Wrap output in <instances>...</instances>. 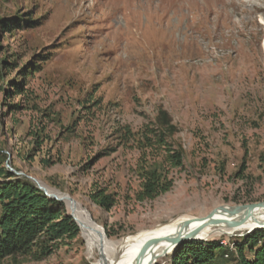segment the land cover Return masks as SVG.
I'll list each match as a JSON object with an SVG mask.
<instances>
[{
    "label": "rangeland",
    "instance_id": "obj_1",
    "mask_svg": "<svg viewBox=\"0 0 264 264\" xmlns=\"http://www.w3.org/2000/svg\"><path fill=\"white\" fill-rule=\"evenodd\" d=\"M17 18L30 23L0 28V152L15 178L65 194L111 240L264 202V0H0V21ZM150 129L169 131L181 167ZM150 168L172 186L139 201ZM249 233L206 241L232 256ZM96 261L79 229L43 259L0 264Z\"/></svg>",
    "mask_w": 264,
    "mask_h": 264
},
{
    "label": "trees",
    "instance_id": "obj_2",
    "mask_svg": "<svg viewBox=\"0 0 264 264\" xmlns=\"http://www.w3.org/2000/svg\"><path fill=\"white\" fill-rule=\"evenodd\" d=\"M21 22L28 19L1 20L2 32L19 28ZM38 65H33L31 71ZM36 68V69H35ZM6 94L21 95L23 89L19 83L10 84ZM11 90V91H10ZM166 124V123H165ZM152 135L153 146L163 147V161L171 167L182 166V153L170 151L166 138L169 131L150 129L144 137ZM244 165L238 174H242ZM141 189L136 197L139 201L151 200L167 192L172 181L157 170L150 168L141 171ZM3 164L0 152V260L11 258H31L40 260L60 248L65 242L78 238L79 229L64 205L46 196L40 189L25 179L15 178ZM8 179V180H4ZM93 203L108 209L112 200L103 193L90 194ZM232 256L228 248L219 241H192L175 248L168 258L169 264H264V228L257 229L243 236L233 244ZM231 257L232 259H226ZM158 264V263H156Z\"/></svg>",
    "mask_w": 264,
    "mask_h": 264
},
{
    "label": "bare ground",
    "instance_id": "obj_3",
    "mask_svg": "<svg viewBox=\"0 0 264 264\" xmlns=\"http://www.w3.org/2000/svg\"><path fill=\"white\" fill-rule=\"evenodd\" d=\"M37 184L49 195L57 197L66 204L79 226L87 252L97 255L95 264H138L145 251L146 257L143 264H150L153 259L156 258L157 261L162 258L160 253L168 249L172 239L178 235L199 230L196 236L206 240L217 235H233L236 232L248 231L264 224V207L250 210L248 205L237 206V208L221 206L216 208L211 215L200 219H181L138 231L123 239L111 240L80 205L71 201L65 194L50 189L42 182H37ZM225 221H237L239 225L227 229Z\"/></svg>",
    "mask_w": 264,
    "mask_h": 264
},
{
    "label": "water",
    "instance_id": "obj_4",
    "mask_svg": "<svg viewBox=\"0 0 264 264\" xmlns=\"http://www.w3.org/2000/svg\"><path fill=\"white\" fill-rule=\"evenodd\" d=\"M38 188L41 189L49 198H53V199H56V200H59L57 197L55 196H52V195H49L46 190L42 189L39 185H38ZM249 207H250V210H254L256 207H264V202H258V203H252V204H249ZM213 211H211L208 215L206 216H209L211 213H213ZM250 212V211H249ZM203 218V217H201ZM192 219H196L195 217L192 218ZM225 227L227 229H231V228H234L236 226L239 225V222L237 221H225ZM205 224H208V223H205ZM201 228V227H200ZM264 228V224H261L259 225L258 227H255V228H252L250 230H248L247 232H252L254 230H257V229H263ZM199 232V230L197 231H194V232H191V233H187V234H184V235H178L176 237H174L172 239V241L170 242V246L168 249H164L160 254L162 256H166L168 254H172L175 250V248L178 246V245H181L183 243H187V242H191V241H206L205 239H200L196 236V233ZM146 252V251H145ZM145 252L141 255V259H140V263L138 264H143V261L145 260V257H146V254ZM159 254V255H160ZM159 257V256H158ZM156 258L153 259L150 264H156Z\"/></svg>",
    "mask_w": 264,
    "mask_h": 264
}]
</instances>
